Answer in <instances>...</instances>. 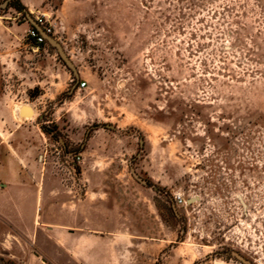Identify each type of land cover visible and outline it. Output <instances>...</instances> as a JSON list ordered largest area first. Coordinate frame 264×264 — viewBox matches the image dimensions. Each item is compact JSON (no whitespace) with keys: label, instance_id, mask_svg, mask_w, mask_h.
Segmentation results:
<instances>
[{"label":"rangeland","instance_id":"rangeland-1","mask_svg":"<svg viewBox=\"0 0 264 264\" xmlns=\"http://www.w3.org/2000/svg\"><path fill=\"white\" fill-rule=\"evenodd\" d=\"M19 123L41 176L98 183L131 228L167 231L153 264H264V0L8 1L0 140Z\"/></svg>","mask_w":264,"mask_h":264},{"label":"crops","instance_id":"crops-1","mask_svg":"<svg viewBox=\"0 0 264 264\" xmlns=\"http://www.w3.org/2000/svg\"><path fill=\"white\" fill-rule=\"evenodd\" d=\"M18 126L13 141L0 140V264H153L164 255L167 231L150 238L151 223L131 228L98 183L79 197L41 176L40 135L22 140L30 131Z\"/></svg>","mask_w":264,"mask_h":264},{"label":"water","instance_id":"water-1","mask_svg":"<svg viewBox=\"0 0 264 264\" xmlns=\"http://www.w3.org/2000/svg\"><path fill=\"white\" fill-rule=\"evenodd\" d=\"M9 0H4L2 3H0V7H5L7 5ZM27 17H28V21L39 31V33L44 36V38L46 39V41L52 45L53 47L56 48L61 60L64 62V64L71 69V71L73 72V74L75 76H78V71L77 68L75 67V65L73 64V62L69 59V57L66 55L65 51L63 50L62 46L60 45L59 42H57L55 40V38L50 35L48 33V31H46L44 28H42L40 26V24L38 23L37 20H35L34 18L31 17V15L29 13H26ZM234 255H236V257L241 260L242 262H244L243 258L238 255L237 253H235ZM245 263H249L248 261L245 260Z\"/></svg>","mask_w":264,"mask_h":264},{"label":"built area","instance_id":"built-area-1","mask_svg":"<svg viewBox=\"0 0 264 264\" xmlns=\"http://www.w3.org/2000/svg\"><path fill=\"white\" fill-rule=\"evenodd\" d=\"M40 22V20H38V23ZM46 31L49 32V30L45 29ZM28 37L31 38L36 44H42L46 41V39L44 38V36H42L39 31L33 26L31 27L30 29H28ZM85 83H81V86H84ZM68 157L71 159V163L72 165L74 166L75 164H78L80 163L81 161V156L80 154H69ZM85 191H82V192H78L77 193V196H81L82 194H84ZM174 200H175V203L177 205H182L184 203H186V200L184 199V197L180 194V193H176L174 195ZM236 264H244V262H242L241 260H238L236 262Z\"/></svg>","mask_w":264,"mask_h":264},{"label":"bare ground","instance_id":"bare-ground-1","mask_svg":"<svg viewBox=\"0 0 264 264\" xmlns=\"http://www.w3.org/2000/svg\"><path fill=\"white\" fill-rule=\"evenodd\" d=\"M19 106V105H18ZM17 109H18V107H16ZM34 108V107H33ZM22 110H25V111H27V112H30L31 113V115L33 114V111L32 110H30L27 106H24L23 108H21ZM18 110H20V108L18 109Z\"/></svg>","mask_w":264,"mask_h":264},{"label":"trees","instance_id":"trees-1","mask_svg":"<svg viewBox=\"0 0 264 264\" xmlns=\"http://www.w3.org/2000/svg\"><path fill=\"white\" fill-rule=\"evenodd\" d=\"M18 9H19V11H22V10L25 9V7H24V5H22V4L19 3Z\"/></svg>","mask_w":264,"mask_h":264},{"label":"flooded vegetation","instance_id":"flooded-vegetation-1","mask_svg":"<svg viewBox=\"0 0 264 264\" xmlns=\"http://www.w3.org/2000/svg\"><path fill=\"white\" fill-rule=\"evenodd\" d=\"M10 1V0H9Z\"/></svg>","mask_w":264,"mask_h":264}]
</instances>
